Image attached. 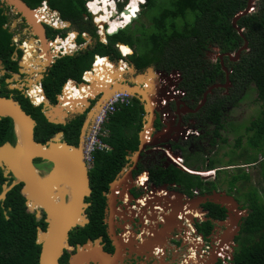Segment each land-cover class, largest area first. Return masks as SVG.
Listing matches in <instances>:
<instances>
[{
    "label": "trees",
    "instance_id": "obj_1",
    "mask_svg": "<svg viewBox=\"0 0 264 264\" xmlns=\"http://www.w3.org/2000/svg\"><path fill=\"white\" fill-rule=\"evenodd\" d=\"M23 1L30 8H36L44 0ZM46 1L50 9L59 13L61 20L71 23V29H67L66 32L73 30L78 33L75 37L77 44L86 42V39L82 36L83 32L91 37V41L85 47L56 58L41 79V88L38 87L33 91L37 93L44 92L51 103L56 102V95L61 92L68 79L81 81L82 73L89 69L92 62H94V55L108 56L110 60L122 58L119 50L115 47L118 42L122 43L120 44L122 49H126L128 46L133 49V52L132 50L128 52L132 53L127 56V60L133 63L137 70H142L153 64L165 70L178 69L182 71L184 74L183 87L186 88L191 98L197 100L206 87L213 82L217 80L225 82L220 59H217L215 63H211L205 58L206 51L211 46H216L220 52H234L244 43L243 38L232 26L231 20L238 11L244 9L247 0H169L168 4L159 6L158 12L152 15L150 20L156 26L162 27V21L167 14L170 12L179 13L184 17L183 26L175 34L170 45L168 39H165L163 35H158L152 37L150 44L144 51H138L143 41L138 34L137 24H134L133 28L131 27L132 24H128L116 33L107 35L106 43H104L99 40L96 32L97 27L91 21V14L85 7L87 0ZM126 2L127 0H122V2L118 0V10H122ZM156 3L157 0H146L140 6L141 11L145 13L147 9ZM2 9L0 7V62L5 68L17 71L18 63L12 59V55L16 52L19 57L22 51L12 44V33L4 27L7 17L3 14ZM188 12L192 13L191 19L187 15ZM130 13L134 16L137 12L131 10ZM108 17L109 13L105 14V19L102 22H108ZM236 24L243 30V35L247 39V50L240 52L238 60H228L227 64L232 69L229 74V81L232 84L230 93L221 96L214 94L213 100L210 101L211 98H208L204 107L206 108L207 119L212 120L215 124V135H219L218 130L225 127L222 120L223 110L229 104H236L240 100L238 96L240 89L253 84L252 87L256 92L255 100L260 102V106L246 129L248 131L252 130L249 135L251 145L249 147L254 150H250V153L245 155V157L249 156L246 161H242V164L257 167L264 189V0H256L254 9L250 13L241 16ZM113 28L115 30L116 26L114 25ZM52 31L55 34L60 33H56L57 30L55 29ZM66 32L61 33V35L65 36ZM32 48L37 52V42L32 45ZM29 57L30 55L25 49L21 63L24 64ZM102 60L101 63L108 62L107 59ZM30 67L29 64L28 68ZM71 86L74 89H79V86H75L73 82H71ZM74 89L68 90V97L71 95L81 96L79 90L77 94H73ZM10 91L16 92L11 96L20 103L28 114H31L38 121L36 131H38L37 136L39 138L47 139L55 131L62 129L65 131V136L69 139V142L77 143L79 131L84 121V114L76 115L66 124L56 125L45 119L41 111V104L34 106L23 94L3 88L0 90V95L8 97ZM32 98L37 101H41L38 98L46 100L44 96L41 97L39 94H33ZM143 112L141 102L133 98L132 105L122 107L104 122L103 127L106 134L100 136V138L111 148L109 150L95 149L92 152L93 164L90 175L91 198L94 201V209L89 223L71 233V239H68L70 243H83L87 238L94 239L104 234L102 215L105 196L103 191L108 189L110 183L126 163L128 151L138 148V131L141 129ZM229 127L231 128L232 125L230 124ZM232 128L234 129V127ZM14 137L12 119L9 117L0 118V143L13 140ZM241 137L242 135L238 134L235 138L236 146L240 143ZM226 140L227 138H221L222 142ZM258 155H261V160L258 159ZM219 162L220 159L209 158V164L206 168H215L218 166L216 164H220ZM229 164L238 163L237 161L230 162L227 160L221 166ZM188 165L192 164L188 163ZM237 168L239 169L235 173L227 177L231 188H235V193L240 192L239 181L247 182L251 180L250 174L244 171V168ZM219 170L221 169L217 171ZM150 180L154 184L176 183L188 195H192L194 188H200L201 191L208 193L216 188L214 180L206 182L200 176L187 173L173 164L168 166L153 165L150 171ZM241 195L243 196L242 199H236L240 204V208L246 210V214L239 221L240 229L235 236L238 244L229 264H264V198L253 188L248 189ZM29 204V207L34 209L31 203ZM202 205L207 211V220L198 226V229L207 235L213 226L212 220L225 219L227 210L224 206L210 201ZM38 227L45 228V222L42 218L37 219L35 214L27 209L24 198L16 192V189L10 190L6 200L0 205V264H38L41 251V244L36 241ZM62 258L66 259L67 254ZM216 264L223 263L218 260Z\"/></svg>",
    "mask_w": 264,
    "mask_h": 264
},
{
    "label": "flooded vegetation",
    "instance_id": "obj_2",
    "mask_svg": "<svg viewBox=\"0 0 264 264\" xmlns=\"http://www.w3.org/2000/svg\"><path fill=\"white\" fill-rule=\"evenodd\" d=\"M0 7L3 8L2 12L7 17V21L4 24V27L7 28V30L12 33L11 36L12 44H14L16 48H19L22 51V54L19 57L16 52H14L12 55V59L17 61L18 63L17 71H13V70H9L8 68H5L0 62V90L6 88L8 90L17 91L18 93L23 94L25 97H27L34 106H37L35 105L34 102L31 101L33 100L36 102H40L34 100V98H32L31 96V92H30L31 80L29 78H32L34 80L33 83L36 86L40 84V88H41V81H39L38 76H40V74L44 75L47 68H45V70L44 69L38 70L36 67L37 70L34 69L35 71L33 73L29 71V68L28 71L25 70L27 64L28 66L29 64L32 66L33 55H31L30 47H29V45H31L29 41L32 37L24 38L22 40L18 38L17 40L19 43L18 46L15 43L18 37L17 34L18 32H15L16 31L14 27L15 24L11 28L12 22L18 24V22L21 20L23 23H25V25H27L26 27L27 30L24 31V33L30 34L28 31L31 29V25L28 21L24 20L22 14L19 11H17L16 9H14L12 6L5 3L4 1L0 0ZM15 16L18 17L16 21L14 19ZM58 23L60 24V21ZM42 25L44 28V33L46 35V39H48L49 38L47 33L48 29L49 30L50 28L53 29L54 26L50 27L47 24H42ZM34 38H38V36H35ZM24 49L27 50V53L30 55V57L24 62V64H22L21 62L23 58L22 56L24 54ZM225 53L227 52L219 51V54L220 55L223 54V55L220 58L218 54L215 61L217 62V59H220V64H222L221 69L224 72V78H225L224 83L228 84L229 86V87L228 86L225 87L226 92L221 95L229 94L230 93L229 91L232 88V84L229 81V74L231 73L232 69L231 66H228L227 64L228 60L230 59L228 58L227 55H225ZM225 58L228 59L226 60ZM127 62L129 61L127 60ZM20 63L22 65H20ZM181 73H182V80L179 86L182 87L185 93L182 94L181 96L176 97L173 101H168L166 104H164L165 106L163 108L159 106V109L157 110L153 109V115H151L153 131L151 133L150 144L145 145L138 153L136 151H138L140 143L138 144V148L136 150L128 151L129 153L126 156L127 159L126 163L122 166L121 170L118 172L115 179L110 183L108 189L103 191V195L105 196L103 215H102V225L104 226V234L99 235L97 238L94 239L87 238L86 241L83 243L69 242L72 248L66 249V252L62 255V257L65 254H67V258L63 259L61 257L59 259V264H70V260H69L70 254H75L78 250L77 246H81L85 244L87 241H91L90 247H92V249L87 252H90V256H96V257H93L94 259L89 257L88 262H85L81 259L76 260V264H201L202 260L206 257L207 252H203L200 257L198 256L197 253L195 258L194 254L192 253V251H195L194 245H192L193 247L192 251L189 252L187 250V248L191 246V244L195 243L196 240L195 238L197 236L201 237L202 242H208L206 243L207 245L213 246V244H209L210 240H213L215 242L219 241L221 247L220 250L221 256H223L227 250L228 251L230 250L228 244L232 246L234 245V242L238 244L235 239L236 237L233 238L234 239L233 242L227 239V236L224 235V231L226 230V228H224L223 232L222 231L220 232V235L214 236L217 233L219 226L221 225L220 221L222 220L213 219L212 220L213 226L207 235L199 231L198 226H200L204 221L207 220V211L202 204L198 205V208L201 211H206V213L199 212L198 210H194L191 208V206L185 204L183 206V209L176 216V219L181 221V226H179L178 224L176 226H173L172 231H170L168 235H165L161 238L160 240L161 243L160 242L155 243L153 241L155 236H153L152 231L153 230L158 231L160 228L163 227V225L165 224V219H164L165 215L168 214L170 210L168 209L167 211H165L163 209V205L168 204L170 207L171 205H173L171 203L172 202L171 200L177 199L175 192H182L189 199L198 195L208 194V192L201 191L200 188H194L192 190V195H188L184 193L180 189V186L176 183L167 182L163 184H154L150 180L151 168L155 164L168 166L169 164H171L169 163V160L171 162H174L172 158H170L168 155L171 154L169 151L173 152L177 150L179 153L177 156L182 159V163H181L182 167L174 162L176 164L175 166L181 168L187 173L196 174L200 176L202 179L203 177H205L204 175H208V174L214 175V173L218 169H222L223 167L221 166L219 168L217 166L215 168H206V166L209 164L208 163L209 157H206L207 155L206 150H209L208 154L210 155L214 152L212 150H216V148L214 149L211 148L218 146V142H222L221 138L223 136L221 134V130H226L227 127L231 124L229 121L225 120L222 116V120L225 123L224 124L225 127L220 128L218 130L219 135H215L214 133L215 124L212 120L207 119L206 108L204 107L208 101V98H211L210 101H212L216 89L222 87L224 83L220 82L219 80L213 82L212 84L206 87L201 97L195 100L194 98H191L189 96L188 91L186 90V88L183 87L184 74L182 71ZM21 78H24L23 81H29V85L21 86L24 83V82L22 84L19 83L22 81ZM216 84H219V86H216ZM10 86H13L14 88H10ZM211 86L212 88L209 89V87ZM81 90L83 92H86L85 88H81ZM74 93L77 94L78 90L73 91V94ZM9 94L14 95L16 94V92L10 91ZM72 99H75L74 95H71L66 98L68 102L71 101ZM141 104L144 110L145 102ZM230 105L231 104H229L225 108V110ZM163 110H166L169 113L168 114L161 113ZM225 110H223V113ZM83 114L85 118L86 111ZM145 115L146 114L144 111L141 121L142 123L141 128L144 121L149 122L148 119L146 118L145 120H143ZM31 117L35 121L33 133H34V140L36 142H40L45 147H51V143L52 144L66 143L69 146L67 147L66 150L63 151L62 154L63 156H66L65 158L68 159L73 157L72 154L74 149L72 148V146L78 145L80 141V135L83 124L79 131L77 143H72L69 142V139L66 138L65 131L62 129L55 131L53 135L49 136L47 139L39 138L37 136L38 131H36L38 127V121L32 115ZM45 119L47 120V118ZM88 126L84 130V134L82 138L83 150H81V161L85 165L89 179L88 187L90 188V193L85 194L83 200L84 202V206L82 207L83 214H85V217L88 219V222H86L84 225L89 223L90 216L94 209V201L91 198L92 196L91 175H90L91 168L88 167L85 159V155H86L85 150L88 144V137L90 130V125ZM13 131H14V127H13ZM57 132H62V134L56 136ZM8 142L14 145L16 142V137H14L13 140H9ZM207 147H209V149H207ZM134 156H136V159H133ZM203 156L206 157V160H203ZM187 161H189V163H191L192 165H188ZM127 163L128 165L126 166ZM167 163L169 164L166 165ZM33 166L36 168V170L38 171L39 175L42 178L48 177L53 169V163L43 158H34ZM185 167H187L190 171L184 169ZM214 181L216 182V186H215L216 188L213 189L211 192H213L214 190L225 191L227 194L234 196V198L236 199V196L232 191L229 192L227 191V189H224L225 186L222 189L217 188V181L216 180ZM4 183H6V189L3 187ZM154 188L158 189V191L163 190L165 193L163 191L162 192L159 191V194L162 196H157L158 195V191H157L156 193L157 195L155 196V199H158L160 203H158L159 205L155 207L157 209L156 212L153 215L148 216L146 212V207L143 206L142 204L143 197L147 192H149ZM13 189H16V192L22 195L26 203L27 193L24 194L22 191L23 182L20 181L18 178H16L11 172L5 175V170L0 168V205H2V203L6 200L8 192ZM58 191H61L58 187L52 188V192H55L56 195L59 194ZM61 196L65 201H68L70 197L69 192L68 191L63 192V190ZM26 206L28 209L29 207L27 203ZM238 208H240L239 202H238ZM190 215L191 217L193 216L192 221L189 219ZM145 216L149 219V221L144 222ZM154 216H156L155 220H154ZM240 216L241 218L243 217L242 214H240ZM40 218H42L43 222H45L44 220L45 213L43 210L41 211V216L39 217V219ZM84 225H80L72 228L68 233V239L69 240L71 239V233L74 230H77L79 227H83ZM46 226L47 223L45 222V228ZM45 228L43 230H45ZM150 237H152L153 240L152 238L150 240ZM155 247L157 248L156 252L154 251ZM234 250H231L232 254ZM182 251L185 252L184 256L179 261H176V259L179 256H181L180 254ZM102 254L108 255L110 260L105 262L103 259H101Z\"/></svg>",
    "mask_w": 264,
    "mask_h": 264
},
{
    "label": "water",
    "instance_id": "obj_3",
    "mask_svg": "<svg viewBox=\"0 0 264 264\" xmlns=\"http://www.w3.org/2000/svg\"><path fill=\"white\" fill-rule=\"evenodd\" d=\"M1 1H4L5 3L12 6L14 9L19 11L22 14L24 20L30 23L31 31L34 28L35 31L34 34L38 36V38L40 39L39 49H37V53L39 55V53H41L43 49L42 45L44 41L47 40H46V35L44 33L43 25L41 23L37 25L36 23H33L36 20L34 21L32 18L33 17L32 8H30L23 0H1ZM255 3L256 0H247L244 9L238 11L231 20L232 26L237 30L238 34L243 38L244 43L233 53L230 52L225 53V55H227L230 60H235L239 58L240 52L242 50L247 49L248 46L247 39L243 35V30L236 24V22L241 16L250 13L254 9ZM128 6L129 5L124 7L121 11L127 12ZM56 13L58 18H60L59 13L57 11ZM91 17H93L92 13H91ZM136 17L137 16H134L133 18ZM63 22L66 23L67 26H70L71 24L69 21H63ZM121 28L123 27H117L115 30L111 32L110 31L106 32V30L104 29L103 33L99 35V39L100 38L106 39L107 35L114 34ZM73 32L75 34L74 35L75 37L78 33L76 31ZM82 36L88 40H86L87 42L79 46V49L85 47L91 41V37L88 34L86 37L84 35ZM118 44H122V43L118 42ZM222 55L219 54L220 58L222 57ZM111 62L113 63L114 66V68H111V71L115 73L116 69H118V62L114 60H111ZM20 65L22 64L20 63ZM51 65L52 64L50 63V55H49V61L46 60L45 66L46 68H49ZM152 68L153 65H150L144 68L143 70H137L133 63H128V69L120 73L121 74L120 79L123 83L115 82L114 84L109 85L107 88L103 90L102 94L99 95L98 98L93 103L92 101H90L91 100V96H90L89 97L90 99H87L85 97L83 102L80 104V106L75 105L73 101L68 102V106H62V99H60L58 95H56V102L51 103L46 98L45 94H43V96L47 99L48 102L46 104L45 102L41 103L42 105L41 111L44 117L47 118L49 122L55 124H66L67 121L74 118L76 115L83 114L86 111V115L81 130L80 141L77 146H72V148L74 149L72 154L73 157L70 159L65 158L66 156L61 158L60 156L56 155V153H54L53 151L54 149L52 143H51V147H45L40 142H36L34 140V133H33L35 121L31 117V115L28 114L21 107L20 103L17 100H15L11 95L8 97L0 95V118L9 117L12 119L13 127H14V135L16 137V142L14 145L9 143L8 141L0 144V168L5 170V175L11 172L16 178H18L20 181L23 182L22 191L24 194H26L29 191L34 195V197L32 198H27L26 203L28 204V207L30 205L29 203H34L35 205L38 204L39 206L38 208L35 209H31L30 207L28 208L31 212L32 211L34 212L35 217L39 219L42 210L45 213L44 220L47 223L45 230L39 227L37 228L36 241L41 244V251L39 254L38 264H59V259L66 252V249H70V247L72 248V246L69 244L68 241V233L70 232V230L76 226L84 225L86 222H88V219L85 217V214H83V208H82L84 206L83 200L85 194L90 193V188L88 187L89 179H88L87 171L84 163L81 161V150H83L82 138H83L84 130L94 120L102 103L115 90H127L133 95L134 98L138 99L141 103L145 102L144 104V110L146 112L145 118L148 119L149 124H151V120H152L151 115L153 114V108L149 103L150 97L147 95V89L146 90L140 89L137 86V83L145 78L143 72H148L152 70ZM43 76H44L43 74H40L39 81H41ZM114 76H116V74ZM216 86H219V84H216ZM10 88H14V87L10 86ZM210 88H212V86L209 87V89ZM44 107H47V111L44 109ZM50 107L52 108L60 107L61 109H59V111L60 113L63 112V117L56 118L55 116H52L50 113H48ZM18 122L23 126L24 129L23 144H20L17 135L15 134V125ZM60 134H62V132H57L56 136H59ZM138 138L140 144L138 151H136L137 153L140 152L145 145L150 144V142L145 141L142 129L139 131ZM60 145L63 146L62 153L69 146L66 143ZM40 147H42L45 150H40ZM34 158L47 159L48 161L53 163V169L50 172L49 176H51L52 180L54 179L55 181L54 183L58 185L61 184V180L63 181L68 180L67 183H69L70 181L72 183H75L74 181L75 179L73 178L72 175L74 171H78L83 174L84 180L83 182L81 180L82 182L81 185L78 182L75 183V186L78 188V191L76 190V195H75L76 197L72 204H69L68 202L69 200L67 201L68 204L66 203L63 204L62 201L54 204L49 195V191H47L46 189L43 190L41 187H38L34 185L33 182H31L30 179L31 171L33 168H35L33 166ZM133 159H136V156H134ZM169 163L176 165L174 162H171L170 160ZM169 163H167L166 165H168ZM64 166L66 167L68 166V168H64ZM3 187L6 189V183L3 184ZM175 195L177 196V199L171 200L172 201L171 203L173 204L171 205V207L168 204L163 205V209L165 211L170 209L168 214L165 215L164 218L165 224L158 231L156 230L152 231V234L153 236H155V238L153 240V238L150 237V240L152 238V240L155 243L160 242L163 236L168 235V233L172 231L173 226H176L177 224L181 226V221L177 220L176 216L183 209V206L185 204L186 205L188 204L194 210H198L199 212L206 213V211H201L198 208V205L203 204L207 201L218 203L227 209L228 211L227 217L224 220L220 221V223L225 225L226 227V230L224 231V235L227 236V239L232 240L237 235L240 229L239 227V220L241 218L240 213H243L242 215L245 216L246 210L238 208V202L234 198V196L227 194L225 191H217V190H214L213 192L208 194L198 195L190 199L182 192H175ZM153 202L160 203L158 199H155ZM149 203L151 206L152 202ZM230 211H232L233 214ZM79 217L81 218V221L76 222V219ZM155 218L156 216H154V220ZM189 219L192 221L193 216L191 217L190 215ZM49 229H50V234L52 236V242H51V246L48 249H46L47 247L46 241L40 239L39 233L44 232L46 234L49 231ZM90 244L91 241H87L85 244L81 246H77L78 248L77 252L75 254H70L69 257L70 264H76V260H80V259L85 262H88V258L91 256H90V252L87 251L92 249V247H90L91 246ZM101 259H103L105 262L110 260V258L106 254H102ZM219 259L220 258H218L215 252H211L202 260L201 264H204V262L205 264H215Z\"/></svg>",
    "mask_w": 264,
    "mask_h": 264
},
{
    "label": "rangeland",
    "instance_id": "obj_4",
    "mask_svg": "<svg viewBox=\"0 0 264 264\" xmlns=\"http://www.w3.org/2000/svg\"><path fill=\"white\" fill-rule=\"evenodd\" d=\"M121 2H122V0H121ZM168 2H169V0H157V3L154 4L153 6H151L149 9H147L145 11V13H143L141 11V7H139L140 10L138 11V13H136L138 17L133 18L129 22L130 25L132 24L131 25L132 28H133L134 24H137L138 34H139L141 40L143 41V44H141L139 46L138 51L146 50L148 45L151 42L152 37L158 36V35H163L165 39H168V44L170 45L173 42L172 40H173V37L175 36V34L178 32V30H180V28H182L183 23H184V17L179 13L175 14V13L170 12L169 14H167L162 21V23H163L162 27L156 26L150 20V17L158 12L159 6L163 5V4L166 5V4H168ZM116 11H118V9H116ZM187 15L189 16L190 19L192 18L191 12H188ZM17 18L18 17H16V16L14 17L15 21ZM91 21L97 27V24L94 20V16L91 17ZM14 24H15V26H14ZM16 24L17 23L12 22L11 28L13 26L15 27V29H16L15 32H18L17 34H18V38L20 40H22L24 38H31V37L36 36L31 30L28 31L30 34L24 33V31L27 30L26 29L27 25H25V23H23L21 20L18 22L17 25ZM65 26L67 28L65 27L63 30H60V31L57 30L56 33L60 32V33L64 34L67 29H71V27L67 26L66 24H65ZM52 30H54V29H50V30L48 29L47 33H48L49 38H52L55 34V32ZM86 40H88V39H86ZM245 50H247V49H245ZM132 51H133V49H132ZM218 54H219L218 47L212 46L206 51L205 58L208 59L211 63H213L216 61ZM236 60H238V58L235 60H231V61H236ZM21 80L22 81L19 83H21V84L23 82L25 83V85L23 83V85H21V86L29 85V81H23L24 78H21ZM226 86H228V84L224 83L222 87L216 89L215 94H217V95L224 94L226 92L225 91ZM252 86H253V84H249L246 87L240 89L238 92V96H239L240 100L236 104H231L232 106L230 105L223 113V118L225 120L229 121L231 123L232 127H234V129H233L232 127L230 128L228 126L226 130H221V134H222L223 138H227V140L225 142H218V146L212 147L211 149L216 148V150H212L214 152L211 155L208 154L209 150H206V154H207L206 157L220 159V162H219L220 164H216V165H218L219 168L221 165L225 164L227 160H229L230 162L237 161V163H238V164L225 165L226 167L223 166V168H227V169H221L219 171H216L214 173V175L213 174L204 175L205 177H203V180H205L206 182L216 180L217 181V188L222 189L225 186L224 189H227V191H229L232 188H231L230 184L228 183L227 177H229L232 173H235L239 169L237 167H242V169L244 168L243 170L250 174L251 180H249L247 182H244V181L238 182V187L240 188V190H239L240 192L235 193L234 192L235 188H233L231 190L234 193V195H236V198H238V199H240V198L242 199L243 196L241 194L243 192H246L248 189H251V188L255 189L258 192V194L262 198H264L263 183L261 181V175H259L257 167L253 166V165H243L242 164V161H246V159L249 156L248 155L245 157V155L249 154L250 150H254V149L250 148L251 145H250V139H249V135L252 133V130L248 131L246 129V127L249 126L250 120H252L255 117V115L258 112L259 106H260V102L255 100L256 99V92ZM44 109L47 111V107H44ZM238 134L242 135V137H241L242 139H241L240 143L236 146L237 142H236L235 138L237 137ZM207 149H209V147H207ZM169 152L171 153L170 156L173 158V160L178 159L177 155L179 153L177 150L173 151V152H171V151H169ZM204 156H203V160H206V157H204ZM258 159L259 160L262 159L261 155H258ZM187 163H189V161H187ZM127 165H128V163L126 164V166ZM206 172H208V171H206ZM230 212L232 213V211H230ZM240 214H243V213H240ZM224 228H226L225 225L221 224L219 226L217 233L214 236L220 235V232L221 231L223 232ZM233 240L234 239H232L231 241L233 242ZM204 243L206 244L208 242H204ZM215 243L216 242L213 240L209 241V244H213V246L215 245ZM224 243H226V242H224ZM208 246H209V248H212V246H210V245H208ZM228 246L230 247V250L226 251V253H228V256H230V255H232L231 250H234V248L237 247V244L234 242L233 246L230 244H228ZM206 252L209 253V250H207ZM184 253L185 252L182 251L180 254L181 256H179L176 259V261H179L184 256ZM223 258H226L225 254H224ZM224 261L226 264H228L229 259H224Z\"/></svg>",
    "mask_w": 264,
    "mask_h": 264
},
{
    "label": "built area",
    "instance_id": "obj_5",
    "mask_svg": "<svg viewBox=\"0 0 264 264\" xmlns=\"http://www.w3.org/2000/svg\"><path fill=\"white\" fill-rule=\"evenodd\" d=\"M111 1H113L114 4L118 3V0H111ZM89 2L90 1H88L86 5H88ZM46 3H47V1L44 0L41 2L40 6H37L36 8H32L35 16L38 13H40L41 8H43V9L47 8L48 10L53 11V12H55V14H57L56 11L50 9V7H48V5ZM134 16H136V14ZM38 22L41 24H47L50 27L54 26L53 29H55V30H61L64 28V26L57 27L56 24H54V21L53 22H49V21L47 22L44 18H42L41 22L40 21H38ZM102 27H104V28H102ZM102 27L97 24L96 31H97L98 35H101L103 33L104 29L106 30V32L109 31L107 27L105 28V25H103ZM100 30H101V32H100ZM69 34H71V33H68L67 36ZM82 35H84L86 37L87 33L83 32ZM58 36H60L61 39L67 38V36H62L61 34L60 35L54 34V36L52 38L46 39L49 43L50 49H52L51 41L57 40ZM36 39H37V42L40 43V39L39 38H36ZM17 40H18V37H17L15 43L19 46V43ZM99 40L106 43V39H104V38H100ZM79 46H81V45H76L77 48H79ZM60 47H62V48H60L58 53L56 52V53L50 54V63L51 64L55 61L56 58L63 56L65 54H68V53L71 54L75 50H77V48H75L74 50H70L71 48L70 49L64 48L61 45H60ZM115 47L119 50L121 57H122V58L117 60L118 69L120 71L117 72L116 76H114L116 71H115V73H113V72L110 73L111 78H110V82H108L109 83L108 85H106V81L102 80L101 77L99 79H97L95 77L92 79L88 78V74H90L91 72H92V74L96 73V71H95L96 64H93L94 62H92L91 67L82 73L80 82L73 80V79H68L65 82V84L63 85V87L61 89L62 92L57 94L58 97L62 100L65 99L63 90H64L66 84L69 83L70 80H72L74 85L77 87L81 86V85H86L88 87H90L91 85H94L96 88L94 89L95 94L93 96H91L90 101H92V102L95 101L98 98V96L102 94L103 90L105 88H107L109 85L114 84L115 82H122L120 79V76H121L120 73L122 71L128 69V63L129 62H127L126 59H127V56L129 54H131L132 52L124 53L120 48L121 47L120 44H118V43L115 44ZM24 51H25V49H24ZM36 54H37V52H35V56H36ZM23 56H24V54H23ZM98 56L99 55H94L93 59H95ZM100 59L101 60L107 59L108 62H110L112 64V65H110V67L112 68L113 63L111 62V60H109V58L107 56H100ZM40 60H41V62H43V61H45V58L42 57ZM120 62H122L121 68L119 67ZM35 66L37 68L40 67V65H35ZM45 68H46V66L43 69L45 70ZM143 74H144L145 78L140 80L137 83V86L140 89H144V90L147 89V95L150 97L149 103L151 104V107L154 110L159 109V106H161L163 108L165 106L164 104H166L168 101H173L176 97L181 96L182 94L185 93L184 90L182 89V87L179 86L180 82L182 80V73L178 69L165 70L163 68L156 67L155 65H153L152 70H150L148 72H143ZM89 97L90 96H87V99H90ZM133 98H134L133 95L130 92H128L127 90H115L102 103V105H101L100 109L98 110L94 120L90 124L88 144H87L86 150H85V154H86L85 159H86V163H87L88 167H90V168L92 167V164H93L92 152L95 151V149H100V150H109L110 149V146L107 143L103 142L100 138V136L106 134V132L104 131V127H103L104 122L108 119V117L110 115H112L114 112L120 110L122 107L132 105L133 104ZM31 101L34 102L33 100H31ZM66 102L68 103V101H66ZM40 104L41 103L35 104V105H40ZM161 113L168 114L169 112L166 110H163ZM141 129L143 131L145 141L150 142L151 141V133L153 131L152 120H151V124H149V122H147V121H144ZM168 156L170 158H172L170 156V154ZM172 160H173V158H172ZM173 161L177 165L182 167V165H181L182 159L180 157H178L177 160H173ZM157 191H158V189L154 188V189L150 190L149 192H147L145 194V196L143 197V203L142 204H143V206L146 207V212H147L148 216L153 215L157 210L155 207L157 205H159L157 202H153L155 200V196L157 195L156 194ZM159 191L162 192L163 190H159ZM159 191H158L157 196H162L159 194ZM149 202H152L151 206H150ZM148 203H149V205H148ZM158 207H160V206H158ZM147 221H149V219L145 216L144 222H147ZM195 239H196L195 243L191 244V246H189L187 248V250L190 252V251H192V248H193L192 245H194L195 251H192V253L194 254L195 258H196L197 253H198V256L200 257L203 252H206L207 250H209V253L207 252L206 256L208 254H210L211 252H215L223 264H226L224 259H229V260L231 259L232 255L228 256V253H225L226 258H223L224 255L223 256L220 255L221 247H220L219 241H217L214 246L210 245V246H212V248H209L208 245H206L204 242H202V239L200 236H197ZM154 251L155 252L157 251L156 247H155ZM228 264H229V261H228Z\"/></svg>",
    "mask_w": 264,
    "mask_h": 264
},
{
    "label": "bare ground",
    "instance_id": "obj_6",
    "mask_svg": "<svg viewBox=\"0 0 264 264\" xmlns=\"http://www.w3.org/2000/svg\"><path fill=\"white\" fill-rule=\"evenodd\" d=\"M139 1L140 0H129V2H127L128 5H129L127 12H123L121 10L120 11H116L114 9L115 8V4L111 0H90L89 4L87 6L92 11V14L94 16L95 22L101 27L103 26V24H107V28L111 32V31L114 30V28H113L114 25L116 26V28L117 27H123V26L127 25L131 21V19H133L134 16L131 15L130 11L131 10H135L136 12H138L140 10ZM108 13H109V17H108L109 20H108V22H104L103 23L102 20L105 19L104 15L105 14L107 15ZM32 16H33L32 17L33 20L34 21L36 20L35 22H33V23H36V25L39 24L38 21L41 22L42 18H44L47 22L48 21L49 22H53L54 21V24H56L57 27H59V26L61 27V26H64L66 24V23H64L63 21H61L58 18L57 14H55V12L50 11L47 8H45V9L41 8L40 9V13H38L36 16L34 15V13H32ZM59 21H60V24H58ZM102 28H104V27H102ZM32 32L35 33L34 28H33ZM100 32H101V30H100ZM70 33L71 34H69L66 39H64V38L61 39L60 37H57V40H55V41L52 40L51 41L52 49H50L48 41H44V43L42 45L43 49H42L41 53H39V55L37 53L36 56H34L35 55L34 52H36V51L33 50L31 45H34L36 43L37 39L32 37L30 39V41H29L31 43V45H29V47H30L31 55H33V59H32V66L29 68V71L31 73H33L35 70H37L35 65H38V64L40 65L38 70L43 69L45 67L46 60L49 61V55L52 54V53H56V52L58 53L60 48H62V47H60V45L63 46L64 48H69V49L71 48L70 50H74L76 48V44L73 42V38H74L75 34L73 32H70ZM39 45H40V43L37 42V49L39 48ZM67 45H68V47H67ZM121 50L124 53H128L131 49H130V47H127L126 49H122L121 48ZM48 52H50V53H48ZM42 57H44L46 59L43 62H41V60H40ZM98 57H96L94 59V63H93V64H96V66L94 65L96 73L92 74V72H91L89 74V77H90V79H92L94 77L99 79L101 77L102 80L106 81V85H108L109 84L108 82H110V78H111L110 72H113V71H110L111 70L110 65H112V64L110 62H106V61H105L106 63H101L100 62L101 59L98 60ZM103 64H106L107 66L103 65ZM119 67L120 68L122 67V62H120ZM112 68H114V66H112ZM25 70L28 71V64L26 65ZM117 72H119V69H116V73L115 74H117ZM38 77H37V79H38ZM29 79L31 80V82H30L31 83L30 84L31 96L33 94H39L42 97L43 93L33 92L34 89H36L38 86L40 87V85L36 86L33 83L34 80L32 78H29ZM71 82H72V80H70L69 83L66 84V86H65V88L63 90L65 99L62 100V106H68V104L66 102L67 101L66 100V96L68 97V90L69 89H73L72 86H71ZM81 88H85L86 92H83L81 90ZM95 88L96 87L94 85H91L90 87H88L86 85L79 86V89H74V91L79 90L81 92V96L75 97V99H72V101L75 103V105L80 106V104L83 102L85 97L87 98V96H93L95 94V90H94ZM38 99L41 100L40 102H42V103L45 102V104L48 102L47 99L46 100H43L42 98H38ZM34 102H35V104H39L36 101H34ZM59 109H61V108L60 107L59 108L50 107V110L48 111V113H50L52 116H55L56 118H62L63 117V112L60 113ZM15 134L17 135V138H18L20 144H23L24 143V129H23V126L19 122L16 123V125H15ZM52 146H53V149H54L53 151H54V153H56V155L60 156L61 158L64 157L63 154H62V149H63L62 145L57 143V144H53ZM40 150H45V149L40 147ZM64 168H68V166L67 167L64 166ZM72 175H73V178L75 179L74 180L75 183L78 182L81 185V183L84 180L83 179V174L81 172L74 171ZM30 179H31V182H33L34 185H36L38 187H41L43 190L46 189L47 191H49V195L51 196V199H52L54 204H56V203H58L60 201H62L63 204H65V203L68 204L67 201H65L63 199V197L61 196L62 190H63V192L64 191L65 192H67V191L69 192V195H70L69 201H68L69 204H72L74 202V200H75L76 190L78 191V188L75 186V183H72L71 181L69 183H67L68 180H65V181L61 180V184L60 185L55 184L54 183L55 181H54V179L52 180L51 176L46 177V178H42L39 175V173L36 170V168L32 169L31 175H30ZM81 180H82V182H81ZM50 185H51V188H50ZM54 187H58L61 190V191H58L59 192L58 195H56L55 192H52V188H54ZM32 197H34V195L31 192L28 191L27 192V198H32ZM31 206L34 209L39 207L38 204L35 205L34 203H31ZM80 221H81L80 217L76 219V222H80ZM39 237H40L41 240L46 241V244H47L46 249H48L51 246V242H52V236L50 234V229H49V231L46 234L44 232L39 233ZM90 258H93V256H91Z\"/></svg>",
    "mask_w": 264,
    "mask_h": 264
},
{
    "label": "clouds",
    "instance_id": "obj_7",
    "mask_svg": "<svg viewBox=\"0 0 264 264\" xmlns=\"http://www.w3.org/2000/svg\"><path fill=\"white\" fill-rule=\"evenodd\" d=\"M45 1H46V0H45ZM88 1H90V0H87V1L85 2V7H86L87 11L91 14L92 11H91V10L88 8V6L86 5ZM127 2H129V0H127ZM127 2H126V4H127ZM145 2H146V0H140V1H139V7H140L142 4H144ZM46 4H47V3H46ZM126 4H125V5H126ZM47 5H48V4H47ZM125 5H124V6H125ZM116 6H117V3L115 4V8H114L115 10L118 9V6H117V7H116ZM124 6H123V8H124ZM48 7H49V6H48ZM125 7H126V6H125ZM118 11H120V10H118ZM137 13H138V12H137ZM136 16H137V14H136ZM59 19H60V18H59ZM60 20H61V19H60ZM61 21H63V20H61ZM128 24H129V23H128ZM128 24H127V25H128ZM65 27H66V26L64 25V28H65ZM106 27H107V24H105V28H106ZM123 27H125V26H123ZM64 28H63V29H64ZM66 28H67V27H66ZM63 29H61V30H63ZM72 31H73V30L66 32V35H65V36H67V34L70 33V32H72ZM96 32H97V31H96ZM59 34H61V33H59ZM97 34H98V33H97ZM76 36H77V35H76ZM76 36H75V37H76ZM98 36H99V35H98ZM75 37L73 38V41L76 43V41H75ZM84 43H85V42H84ZM76 45H82V44H77V43H76ZM127 46H128V45H127ZM128 47H129V46H128ZM78 49H79V48H78ZM78 49H77V50H78ZM75 51H76V50H75ZM75 51H74V52H75ZM230 53H231V52H230ZM129 55H130V54H129ZM99 56H100V55H99ZM107 57H108V56H107ZM109 60H110V59H109ZM115 61H117V60H115Z\"/></svg>",
    "mask_w": 264,
    "mask_h": 264
},
{
    "label": "crops",
    "instance_id": "obj_8",
    "mask_svg": "<svg viewBox=\"0 0 264 264\" xmlns=\"http://www.w3.org/2000/svg\"><path fill=\"white\" fill-rule=\"evenodd\" d=\"M126 26V25H125ZM69 27H71V24H70V26ZM60 35V34H59ZM131 50H132V48H130ZM133 52V51H132ZM151 65H153V64H151ZM145 111V110H144ZM145 114H146V112H145ZM143 120H145V116H144V118H143ZM141 130V129H140ZM139 130V131H140ZM139 131H138V134H139ZM139 139V138H138ZM139 143H140V141H139ZM110 146V145H109ZM111 148V147H110ZM187 170H189L187 167H185ZM190 171V170H189Z\"/></svg>",
    "mask_w": 264,
    "mask_h": 264
}]
</instances>
